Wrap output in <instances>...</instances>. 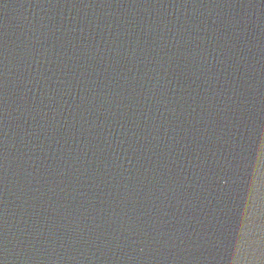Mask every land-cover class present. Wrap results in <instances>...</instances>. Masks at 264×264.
Wrapping results in <instances>:
<instances>
[{
  "label": "water",
  "instance_id": "water-1",
  "mask_svg": "<svg viewBox=\"0 0 264 264\" xmlns=\"http://www.w3.org/2000/svg\"><path fill=\"white\" fill-rule=\"evenodd\" d=\"M0 264H264V0H0Z\"/></svg>",
  "mask_w": 264,
  "mask_h": 264
}]
</instances>
